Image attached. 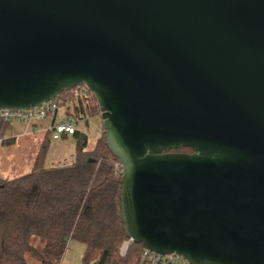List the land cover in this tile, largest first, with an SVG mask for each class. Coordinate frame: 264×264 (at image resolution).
<instances>
[{
    "label": "water",
    "instance_id": "obj_1",
    "mask_svg": "<svg viewBox=\"0 0 264 264\" xmlns=\"http://www.w3.org/2000/svg\"><path fill=\"white\" fill-rule=\"evenodd\" d=\"M82 84L125 238L264 264V0H0V110Z\"/></svg>",
    "mask_w": 264,
    "mask_h": 264
},
{
    "label": "trees",
    "instance_id": "obj_2",
    "mask_svg": "<svg viewBox=\"0 0 264 264\" xmlns=\"http://www.w3.org/2000/svg\"><path fill=\"white\" fill-rule=\"evenodd\" d=\"M76 119L99 113L95 97L82 84L60 93ZM73 109L71 111L70 109ZM9 120L0 122V144ZM73 159L43 167L41 152L27 173L0 177V264H60L70 240L84 245L80 264H141L139 244L121 256L125 236L119 221L120 163L103 132L92 149L77 128ZM64 136V135H62ZM191 152L189 148L174 149Z\"/></svg>",
    "mask_w": 264,
    "mask_h": 264
},
{
    "label": "rangeland",
    "instance_id": "obj_3",
    "mask_svg": "<svg viewBox=\"0 0 264 264\" xmlns=\"http://www.w3.org/2000/svg\"><path fill=\"white\" fill-rule=\"evenodd\" d=\"M58 118L62 111L71 107L69 102L59 99ZM73 111V109H70ZM47 117L43 120L33 121L29 126L24 120H9L5 127L3 138L13 137L9 141L0 144V177H15L27 173L33 166L34 160L41 152L43 167L58 164H68L73 159L77 140L71 135H64L53 139L47 127L41 128L49 121ZM76 128L87 138L86 149H92L96 140L102 133L100 112L77 119ZM84 245L76 240H70L62 255L60 264H80Z\"/></svg>",
    "mask_w": 264,
    "mask_h": 264
},
{
    "label": "built area",
    "instance_id": "obj_4",
    "mask_svg": "<svg viewBox=\"0 0 264 264\" xmlns=\"http://www.w3.org/2000/svg\"><path fill=\"white\" fill-rule=\"evenodd\" d=\"M58 110L56 99L43 103L41 107H34L28 110L1 109L0 122L10 119L24 120L30 125L33 121L43 120L47 117H54ZM77 119L74 116H63L61 119L47 126L46 130L51 132L53 139H58L62 135H71L76 129ZM1 141V139H0ZM121 174V166L119 167ZM134 243L131 238L122 240L118 253L124 256L129 247ZM141 264H190L184 258L176 254L163 255L150 250L142 249L140 252Z\"/></svg>",
    "mask_w": 264,
    "mask_h": 264
},
{
    "label": "crops",
    "instance_id": "obj_5",
    "mask_svg": "<svg viewBox=\"0 0 264 264\" xmlns=\"http://www.w3.org/2000/svg\"><path fill=\"white\" fill-rule=\"evenodd\" d=\"M58 110H59V107H58ZM58 110H57L56 115H55L54 117L51 116V118H48L49 121L47 122V124H46L45 126L42 125V122H40V124H41V128H45V127L49 126V125L53 122V120H55V121L59 120L58 115H57ZM64 115H65V113H64V110H63L60 119H61ZM43 121H44V120H43ZM28 126H29V125H28ZM62 137H63V136H62Z\"/></svg>",
    "mask_w": 264,
    "mask_h": 264
}]
</instances>
